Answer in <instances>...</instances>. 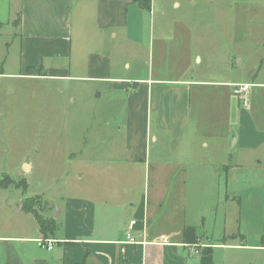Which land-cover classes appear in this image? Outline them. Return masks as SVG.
Returning <instances> with one entry per match:
<instances>
[{"label":"crops","instance_id":"0c3cea01","mask_svg":"<svg viewBox=\"0 0 264 264\" xmlns=\"http://www.w3.org/2000/svg\"><path fill=\"white\" fill-rule=\"evenodd\" d=\"M246 3L151 0L147 9L134 0H0V99L15 80L88 82L99 98L123 101L112 118L122 115L126 127V157L114 159L113 150L107 159L92 157L87 194L45 198L60 208L58 218L54 207L40 213L56 220L52 233L23 209L26 224L0 235V264L234 262L218 251L259 264L264 229L242 222L245 204L247 222L255 204V219L264 218V191L253 190L264 187V74L256 62L244 79L233 75L237 59L243 66L263 48L264 35L249 38L254 46L233 34L217 37L226 44L218 48L227 77H194L202 57L192 48L191 24L167 18L205 7L233 21ZM238 84L251 85L246 105L234 94ZM143 170L152 190L137 197ZM42 240H56L54 248ZM196 244L203 247L192 254Z\"/></svg>","mask_w":264,"mask_h":264},{"label":"rangeland","instance_id":"374dc122","mask_svg":"<svg viewBox=\"0 0 264 264\" xmlns=\"http://www.w3.org/2000/svg\"><path fill=\"white\" fill-rule=\"evenodd\" d=\"M246 4L233 12L237 14L232 16L233 21L227 13L226 20L221 22L218 11L205 7L168 13L169 20L186 19L191 24L192 48L196 50L198 47L202 57L193 64L192 76L213 80L227 77L220 71L224 68V52L218 48V44L219 47L226 44H216L217 37L233 34L243 42L242 46H254L249 38L261 33L264 35V0H247ZM157 20L159 24L161 12H157ZM196 37L202 38L203 42H195ZM205 37L211 40L207 41ZM262 47L252 52L255 58L246 59L243 66H238L239 59L236 60L234 78L244 79L250 64L256 62L260 63L258 66L264 74ZM98 95L91 83L77 80L65 83L15 80L11 82L10 90H5L0 99V235L26 224L27 213L23 209L38 213L46 211L49 205L45 198L87 194L89 189L94 188L92 169L89 168L92 157L107 159L112 150L114 159L126 157L125 120L122 115L112 118L114 113L123 109V101L110 103L106 95L103 98ZM95 150H99L98 154L93 153ZM28 166L30 168H26ZM94 172L96 175L97 172ZM149 180L148 171L143 170L141 186L135 188L133 195L139 197L150 192ZM210 189L206 188L207 191ZM253 190L257 194L264 191V187H254ZM246 206L243 227L246 224L249 230H256L261 225L264 229V218L255 219L258 217L257 205L249 208L254 214L249 212L248 222ZM48 211L51 212L52 208ZM52 215H56V210ZM218 252L217 257L221 259L224 252L225 258L231 254L230 259L234 262L225 261V264H245V259L249 258L244 259L241 254L230 251ZM262 254L259 259L256 258L259 264H264Z\"/></svg>","mask_w":264,"mask_h":264},{"label":"built area","instance_id":"2783aa9c","mask_svg":"<svg viewBox=\"0 0 264 264\" xmlns=\"http://www.w3.org/2000/svg\"><path fill=\"white\" fill-rule=\"evenodd\" d=\"M250 87H251L250 84H238L235 86L234 94L240 98V101L242 102L243 105L247 104L246 103V96H247V93L249 92ZM128 239L133 243L135 242V240L133 238H131L130 235H128ZM41 242H42L43 246L46 247L48 250H52L54 248L56 240H42ZM198 247H203V245L200 246L199 244H196L193 247L192 254L198 253V250H197Z\"/></svg>","mask_w":264,"mask_h":264},{"label":"trees","instance_id":"16d2710c","mask_svg":"<svg viewBox=\"0 0 264 264\" xmlns=\"http://www.w3.org/2000/svg\"><path fill=\"white\" fill-rule=\"evenodd\" d=\"M136 2H139V4L143 8H149L150 7V1L151 0H134ZM35 215L38 221V224L40 226V230L47 234L52 233L54 230H56V220L54 218L46 219L43 217L42 214L35 211Z\"/></svg>","mask_w":264,"mask_h":264},{"label":"water","instance_id":"95a60500","mask_svg":"<svg viewBox=\"0 0 264 264\" xmlns=\"http://www.w3.org/2000/svg\"><path fill=\"white\" fill-rule=\"evenodd\" d=\"M53 207L56 210V215L54 217L58 218L59 217V213H60V208L55 202H50L48 208H53Z\"/></svg>","mask_w":264,"mask_h":264}]
</instances>
